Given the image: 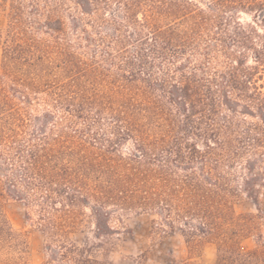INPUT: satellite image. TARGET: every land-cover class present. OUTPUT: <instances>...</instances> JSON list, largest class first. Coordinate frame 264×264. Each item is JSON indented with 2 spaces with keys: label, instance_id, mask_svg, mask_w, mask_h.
Here are the masks:
<instances>
[{
  "label": "rangeland",
  "instance_id": "obj_1",
  "mask_svg": "<svg viewBox=\"0 0 264 264\" xmlns=\"http://www.w3.org/2000/svg\"><path fill=\"white\" fill-rule=\"evenodd\" d=\"M258 55L264 0H0V264H264ZM33 152L83 189L64 235L15 194Z\"/></svg>",
  "mask_w": 264,
  "mask_h": 264
},
{
  "label": "trees",
  "instance_id": "obj_2",
  "mask_svg": "<svg viewBox=\"0 0 264 264\" xmlns=\"http://www.w3.org/2000/svg\"><path fill=\"white\" fill-rule=\"evenodd\" d=\"M260 57L262 56H257V61L264 63V58ZM229 77V85L237 87L240 83L238 71L230 72ZM23 162L20 173L24 190L21 192L16 189L15 194L23 199L27 198L29 203L38 205L40 220L50 234L64 235L67 232L65 229L67 223L74 221L76 206L84 201L81 185L68 175L66 170H62L63 172L57 170L56 164H49L36 152L31 153ZM88 251V248L61 240L50 245V258L44 264H100L98 260L88 255ZM253 253L262 257L264 248Z\"/></svg>",
  "mask_w": 264,
  "mask_h": 264
}]
</instances>
